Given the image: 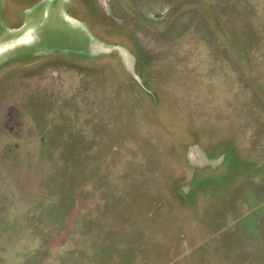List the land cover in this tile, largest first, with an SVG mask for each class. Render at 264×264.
Segmentation results:
<instances>
[{"label": "rangeland", "instance_id": "374dc122", "mask_svg": "<svg viewBox=\"0 0 264 264\" xmlns=\"http://www.w3.org/2000/svg\"><path fill=\"white\" fill-rule=\"evenodd\" d=\"M43 2L0 0V264H264V0H52L51 48Z\"/></svg>", "mask_w": 264, "mask_h": 264}, {"label": "water", "instance_id": "95a60500", "mask_svg": "<svg viewBox=\"0 0 264 264\" xmlns=\"http://www.w3.org/2000/svg\"><path fill=\"white\" fill-rule=\"evenodd\" d=\"M51 1L52 0H44L43 4H41V6H39V7H37V8H35V9L32 10V15L31 16H32V21H34V22L32 23V25L28 26V29L30 28V29L34 30V32H36V31L39 32V30L41 31L42 42L40 43V46H42V45H48V44L45 43L44 34H45V31H46V28L48 26H52V24H53V18L55 16V14L52 12V15H50L48 17V19L46 20L47 22L49 20V22L47 24H40L39 19L43 18V16L45 17L44 12L47 13V11H49V9H50L49 6H50V2ZM42 11H43V14H42ZM59 19L61 20L60 17H59ZM69 20H71V19H69ZM69 20L67 18H64V21H66V24H68L67 21H69ZM36 23H38L40 25L37 28H35ZM66 24H61V28L60 27L59 28L62 29V30H67V31L75 32L74 30H72V27H67ZM20 38H21L20 39L21 41L22 40L23 41H31V38L26 37L23 34L20 35ZM33 40L35 42V39L34 38H33ZM11 48H12L11 47V43H8V42L0 43V49H1V52H0V62L3 61V58L4 57L9 56V54H10L11 51H9V53H8V50H11ZM49 48H51V47H49Z\"/></svg>", "mask_w": 264, "mask_h": 264}, {"label": "bare ground", "instance_id": "6f19581e", "mask_svg": "<svg viewBox=\"0 0 264 264\" xmlns=\"http://www.w3.org/2000/svg\"><path fill=\"white\" fill-rule=\"evenodd\" d=\"M67 23L72 27V30L79 32L80 35H82V36H84L86 38V40H87V46H89L90 41L87 39V37L84 35V33L82 31H80V27H79L80 25L76 24L73 20H69V21H67ZM61 24H63L62 21H61ZM34 34H36V33H34V30H32L30 28L27 29L23 33L24 36L31 38V41L33 40ZM32 35H33V37H32ZM32 44H34V42ZM44 46L45 47H50L48 45H44ZM0 52H1V49H0Z\"/></svg>", "mask_w": 264, "mask_h": 264}, {"label": "crops", "instance_id": "0c3cea01", "mask_svg": "<svg viewBox=\"0 0 264 264\" xmlns=\"http://www.w3.org/2000/svg\"><path fill=\"white\" fill-rule=\"evenodd\" d=\"M35 9V8H34Z\"/></svg>", "mask_w": 264, "mask_h": 264}]
</instances>
